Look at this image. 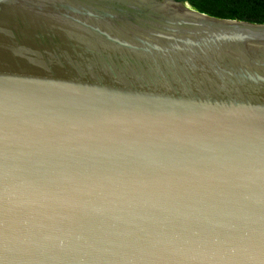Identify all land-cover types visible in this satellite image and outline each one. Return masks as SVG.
Masks as SVG:
<instances>
[{"label":"water","instance_id":"water-1","mask_svg":"<svg viewBox=\"0 0 264 264\" xmlns=\"http://www.w3.org/2000/svg\"><path fill=\"white\" fill-rule=\"evenodd\" d=\"M0 264H264V24L0 0Z\"/></svg>","mask_w":264,"mask_h":264},{"label":"trees","instance_id":"trees-1","mask_svg":"<svg viewBox=\"0 0 264 264\" xmlns=\"http://www.w3.org/2000/svg\"><path fill=\"white\" fill-rule=\"evenodd\" d=\"M194 10L220 19L264 24V0H183Z\"/></svg>","mask_w":264,"mask_h":264}]
</instances>
